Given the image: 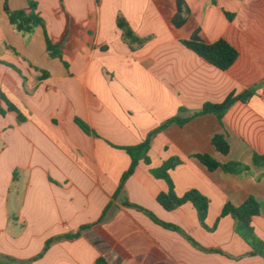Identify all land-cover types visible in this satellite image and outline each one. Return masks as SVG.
<instances>
[{
    "label": "crops",
    "instance_id": "obj_1",
    "mask_svg": "<svg viewBox=\"0 0 264 264\" xmlns=\"http://www.w3.org/2000/svg\"><path fill=\"white\" fill-rule=\"evenodd\" d=\"M36 1L62 59L50 56L43 27L21 33L12 25L5 3L30 12L29 0H0V264H264L249 255L235 219L221 217L228 202L264 203V166L253 165L254 153L264 154V0H185L191 15L180 28L178 0ZM119 16L141 43L125 39ZM196 32L208 43L227 40L236 62L221 70L187 48L183 40ZM247 90L253 95L222 121L193 117ZM177 116L191 119L157 134L151 164L141 161L119 191L132 162L123 148ZM216 134L227 135L230 153L215 147ZM206 153L251 170H210L195 157ZM174 156L183 161L170 171L175 192L207 196L206 224L216 229L200 223L191 202L174 210L159 203L169 186L150 170ZM252 225L264 241V213Z\"/></svg>",
    "mask_w": 264,
    "mask_h": 264
},
{
    "label": "trees",
    "instance_id": "obj_2",
    "mask_svg": "<svg viewBox=\"0 0 264 264\" xmlns=\"http://www.w3.org/2000/svg\"><path fill=\"white\" fill-rule=\"evenodd\" d=\"M31 11L26 10H12L8 3L4 5V10L8 14L12 25L15 30L21 33H32L37 27L41 26L45 30L47 47L51 57L63 58L61 45L54 44L50 39L46 31V23L44 18L38 12V4L36 0H29ZM191 15V10L188 7L185 0H178V11L173 18V24L176 27L184 26ZM232 18V15H229ZM118 25L123 30V35L125 39L132 45L134 43H141L142 39L137 37L126 19L122 16L118 18ZM183 43L187 48L194 51L197 55L207 60L212 65L216 66L221 70L229 69L238 59L239 52L238 50L227 40L220 39L213 43H208L204 41L199 32H196L190 39L183 40ZM66 65L68 63L65 62ZM48 73L44 71V76ZM253 90H247L240 96H235V94L230 95L223 103H206L203 108L194 114L195 116L206 115V114H216L218 118L222 121L226 111L230 108L231 105L237 100H247L253 95ZM4 101L9 105V109L12 111H17L19 113V119L23 121L21 113L18 111L17 107L12 103H9L6 97H2ZM182 112L185 110L182 109ZM0 113L5 114V111L0 107ZM191 117L182 118L180 116L174 117L158 128L150 132L147 138L140 144L135 146L124 147L127 153L130 155L132 162L130 168L124 173L122 183L119 187V191L122 190L125 181L135 172L137 166L141 161H144L146 164H151V159L149 156V151L152 146L153 139L157 134L166 129L171 123H177L179 125H185L189 122ZM76 122L81 126V128L91 134L93 131L91 127L84 122L83 120L77 118ZM95 134V133H94ZM213 144L223 154H228L231 151V145L229 143L228 137L225 134H216L213 138ZM203 164H205L210 170H216L222 168L225 172L231 174H244L251 170V166L240 161H232L226 164L220 163L210 154H197L195 156ZM183 161L181 158L174 156L169 160L165 161L163 165L159 168L151 169V173L159 179H164L167 181L169 190L167 192H162L158 196L159 203L167 210H174L186 203L191 202L197 209L200 223L207 229L213 230L217 228V225L214 228H209L206 224V219L209 212L210 199L202 194L199 190L192 189L188 191L185 195L179 196L175 192V184L170 175V171L181 164ZM253 165L263 167L264 166V154L255 152L253 156ZM128 206L137 208L149 216H151L155 221L162 224L164 227L173 229L176 231H181L178 226L173 224L165 223L160 221L148 210L137 206L135 204L127 203ZM264 213V203L259 201L256 197L251 196L247 199L242 205H234L231 202L225 204L222 211L221 217L231 215L236 221V232L252 247V251L249 255H261L264 256V241L259 238L256 234L255 229L252 225L253 218ZM184 234V232L181 231ZM78 234L69 235L67 237L74 238ZM194 245L199 244L190 236H187ZM52 240L48 243L47 246L51 244ZM219 252L220 250H215ZM221 252V251H220ZM99 264H104L102 261Z\"/></svg>",
    "mask_w": 264,
    "mask_h": 264
}]
</instances>
